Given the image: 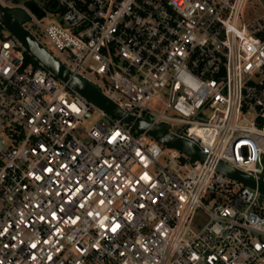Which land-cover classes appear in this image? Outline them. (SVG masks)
Instances as JSON below:
<instances>
[{
	"label": "built area",
	"instance_id": "1",
	"mask_svg": "<svg viewBox=\"0 0 264 264\" xmlns=\"http://www.w3.org/2000/svg\"><path fill=\"white\" fill-rule=\"evenodd\" d=\"M255 2L0 0L71 74L206 155L112 118L0 23V264H264V195L216 171H263Z\"/></svg>",
	"mask_w": 264,
	"mask_h": 264
},
{
	"label": "water",
	"instance_id": "2",
	"mask_svg": "<svg viewBox=\"0 0 264 264\" xmlns=\"http://www.w3.org/2000/svg\"><path fill=\"white\" fill-rule=\"evenodd\" d=\"M29 6L39 17L43 16V13L34 5L30 4ZM26 20L27 16L23 12L18 10L7 11L0 7V23L5 29L22 43L30 56L40 62L56 78L67 83L72 90L79 93L99 109L103 110L112 118L121 121L126 126H129L138 132H145L149 137L163 146L171 147L189 155L190 162H203L205 160L206 155L192 142L169 133L160 124H152L143 118H136L125 113L117 105L102 95L95 86L71 74L32 35L21 27L19 21ZM261 161L263 171L259 175L257 181L252 176L232 168L222 161H219L216 164V171L228 178L239 181L252 189H257L261 195H264V181L262 179L264 173V156H262Z\"/></svg>",
	"mask_w": 264,
	"mask_h": 264
},
{
	"label": "rangeland",
	"instance_id": "3",
	"mask_svg": "<svg viewBox=\"0 0 264 264\" xmlns=\"http://www.w3.org/2000/svg\"><path fill=\"white\" fill-rule=\"evenodd\" d=\"M253 4H263L264 6V0H260V2H255ZM262 9L260 6H251L248 10H247V19H253L255 17H258L261 15ZM41 42L43 44L44 43V39H40ZM90 121V120H87ZM89 122H85L84 125L88 126ZM166 153H170L171 150L169 148H166ZM159 163L164 164L166 162V156H162L159 160ZM207 221V216L202 212V211H198L195 215V218L193 220V227H202Z\"/></svg>",
	"mask_w": 264,
	"mask_h": 264
},
{
	"label": "trees",
	"instance_id": "4",
	"mask_svg": "<svg viewBox=\"0 0 264 264\" xmlns=\"http://www.w3.org/2000/svg\"><path fill=\"white\" fill-rule=\"evenodd\" d=\"M26 60H27V62H31L32 61L30 57H27Z\"/></svg>",
	"mask_w": 264,
	"mask_h": 264
}]
</instances>
